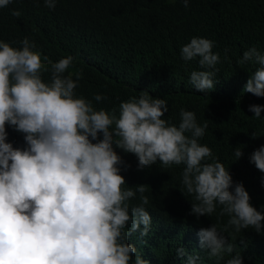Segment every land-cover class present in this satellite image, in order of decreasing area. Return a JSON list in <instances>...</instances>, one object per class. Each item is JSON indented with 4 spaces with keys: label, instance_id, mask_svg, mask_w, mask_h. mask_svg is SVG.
<instances>
[{
    "label": "clouds",
    "instance_id": "9594fccd",
    "mask_svg": "<svg viewBox=\"0 0 264 264\" xmlns=\"http://www.w3.org/2000/svg\"><path fill=\"white\" fill-rule=\"evenodd\" d=\"M12 2L0 0V8ZM57 2L43 0L49 10ZM181 2L187 8L191 0ZM19 43L16 48L0 40V264H149L128 242L137 232L145 242L150 233L152 218L144 207L148 186H126L121 166L130 165L116 149L136 158L137 171L157 162L164 168L184 165L181 184L194 200L190 215L210 217L219 208V215L228 217L222 229L212 224L197 233L208 258L219 262L233 253L234 244L223 234L229 227L262 233L264 211L252 206L243 184L234 183L229 168L200 143L208 120L200 125L194 112L182 108L180 123L173 125L164 119L167 101L147 91L121 102L118 115L96 110L93 100L108 98L76 96L82 74L74 79L69 73L74 57L53 62L28 37ZM214 46L212 40L193 37L180 49L183 61L198 59L206 69L190 74L197 92L207 94L218 83L220 54L213 53ZM237 63L258 66L243 92L264 98V53L250 47ZM248 111L259 119L264 106L250 105ZM7 128L22 135L23 147L8 142ZM242 147L233 149L235 161L243 156ZM249 162L264 174V145ZM138 194L140 203L132 205ZM176 254L185 256V249ZM199 260L191 255L187 264ZM225 264H242L240 253Z\"/></svg>",
    "mask_w": 264,
    "mask_h": 264
},
{
    "label": "trees",
    "instance_id": "16d2710c",
    "mask_svg": "<svg viewBox=\"0 0 264 264\" xmlns=\"http://www.w3.org/2000/svg\"><path fill=\"white\" fill-rule=\"evenodd\" d=\"M13 11L21 15L15 17ZM25 37L53 62L74 57L69 73L74 79L75 73L82 74L76 96L108 98L100 103L93 100L96 110H115L118 115L121 102L147 91L167 101L164 119L173 125L180 123L182 108L194 112L200 125L208 120L200 143L229 168L234 183L243 184L252 206L264 211V174L249 162L251 153L264 145V111L259 119L248 111L250 105L264 106V98L243 92L258 66L237 63L250 47L264 53V0H191L187 8L181 0H58L54 10L43 0H13L0 8V40L19 48ZM193 37L214 41L212 51L220 54L215 66L218 83L207 94L195 91L189 82L192 71L206 69L200 68L198 59L185 62L180 55L181 47ZM43 79L48 81L47 72ZM7 132L14 147L24 146L21 134L11 128ZM237 146H243V156L235 161ZM116 151L130 165L127 170L121 166L126 186H148L144 195L149 203L144 207L152 218L150 233L145 242L138 232L128 241L142 259L149 264H187L188 256L198 255L197 264H225L240 253L242 264H264V230L236 233L229 227L223 234L234 244L233 253L219 262L208 258L197 233L212 224L222 229L228 217L220 216L219 208L210 217L190 215L194 200L181 184L184 165L164 168L157 162L137 171L133 155ZM131 203H140L139 194ZM181 247L186 255L177 257Z\"/></svg>",
    "mask_w": 264,
    "mask_h": 264
}]
</instances>
